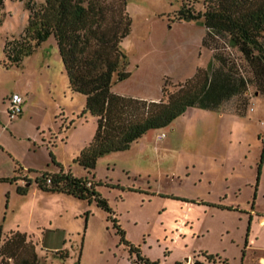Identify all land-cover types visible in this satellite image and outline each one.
I'll return each mask as SVG.
<instances>
[{"label": "rangeland", "instance_id": "1", "mask_svg": "<svg viewBox=\"0 0 264 264\" xmlns=\"http://www.w3.org/2000/svg\"><path fill=\"white\" fill-rule=\"evenodd\" d=\"M28 1L37 6L44 0H0L2 235L25 233L44 264H140L94 202L38 186L42 173L63 169L99 183L96 190L107 199L125 240L143 258L184 264L186 256L200 261L207 251L219 256L210 264H263L258 256L264 253V222L259 224L264 217V94L237 50L206 48L203 22L177 18L183 4L202 10L201 0H126L131 30L121 48L130 76L113 83L112 91L165 99L163 86L177 90L197 69L207 68L214 52L227 63L215 57L212 68L243 74L244 91L226 99L224 110L188 107L127 150L100 156L91 172L74 158L92 140L96 117L86 111L85 96L69 88L54 38L47 37L18 63L4 52L5 41L21 37L27 26ZM13 93L23 98L22 112L10 117ZM160 132L165 137L158 140ZM251 209L256 242L245 251Z\"/></svg>", "mask_w": 264, "mask_h": 264}, {"label": "trees", "instance_id": "2", "mask_svg": "<svg viewBox=\"0 0 264 264\" xmlns=\"http://www.w3.org/2000/svg\"><path fill=\"white\" fill-rule=\"evenodd\" d=\"M201 2L203 9L198 11L183 4L177 18L203 22L206 34L202 45L206 48L215 51L227 46L237 50L250 67L257 90L264 94V0ZM125 5L126 0H44L37 6L28 1V21L22 36L11 37L4 44L7 57L18 63L23 54L31 52L47 37L54 38L69 88L85 96L86 111L96 117L92 140L74 158L88 172L95 168L100 156L127 150L149 130L167 127L188 107L224 110L222 103L242 93L247 85L248 79L241 73L214 70L215 57L222 65L227 63L224 55L214 52L207 68L197 69L177 90L168 92L163 86L165 99L147 100L113 92V83L130 76L121 48L122 40L131 30ZM241 110L227 111L239 113ZM37 183L41 189L94 202L107 213L130 253L136 252L140 264H161L143 258L125 240L107 199L96 190L99 183L63 169L42 173ZM55 253L64 255L61 250ZM202 256L207 262L219 258L206 252ZM0 264L44 263L25 233L12 231L3 236L0 229Z\"/></svg>", "mask_w": 264, "mask_h": 264}, {"label": "crops", "instance_id": "3", "mask_svg": "<svg viewBox=\"0 0 264 264\" xmlns=\"http://www.w3.org/2000/svg\"><path fill=\"white\" fill-rule=\"evenodd\" d=\"M114 92V91H113ZM120 94V93H119ZM135 97H138V96H135ZM140 98H144V97H140ZM144 99H147V98H144ZM147 100H153V99H147ZM188 110V109H186ZM161 133V132H160ZM160 133H157L156 136ZM165 137V136H164ZM255 199H256V191L254 192V198H253V202H252V205L255 204ZM219 206L221 208H228L230 210H240V211H244L246 212L245 210L246 209H242L240 207H238V205H234V204H225V203H219ZM248 217H249V220H248V233H247V237H246V240H245V251H247V249H251L252 247H254V243L256 242V237L253 235L252 236V232H253V229H254V224H255V219H257L255 217V212H254V209H251L250 212H248ZM264 222V217H261L259 219V224L263 223ZM178 232L176 233V236H178ZM206 253L210 254L209 252L205 251ZM212 254V253H211ZM214 255V254H213ZM200 261H198L197 259H195L193 261V257H191V255L189 256H186L185 257V263L184 264H210L206 261V259L204 257H201L199 258ZM258 261L263 263L264 264V253H260L259 256H258ZM183 264V263H182Z\"/></svg>", "mask_w": 264, "mask_h": 264}, {"label": "built area", "instance_id": "4", "mask_svg": "<svg viewBox=\"0 0 264 264\" xmlns=\"http://www.w3.org/2000/svg\"><path fill=\"white\" fill-rule=\"evenodd\" d=\"M10 110H9V115L10 117H14L16 115L21 114L22 112V103H23V98L19 93H13L10 98ZM165 136L164 132H161L158 134L156 137L158 140L162 139ZM50 180L48 179V183Z\"/></svg>", "mask_w": 264, "mask_h": 264}]
</instances>
